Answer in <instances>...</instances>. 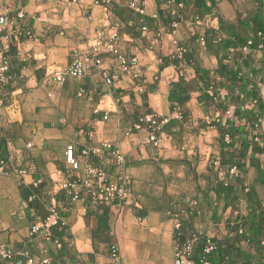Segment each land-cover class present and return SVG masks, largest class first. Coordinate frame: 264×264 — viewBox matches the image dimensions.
Masks as SVG:
<instances>
[{"label":"crops","instance_id":"obj_1","mask_svg":"<svg viewBox=\"0 0 264 264\" xmlns=\"http://www.w3.org/2000/svg\"><path fill=\"white\" fill-rule=\"evenodd\" d=\"M141 1L140 12L131 0H0L5 32L26 27L34 35L12 41L7 53L19 83L6 87L0 105V245L27 249L48 264H111L116 244L120 264H172L177 232L168 205L177 203L187 218L181 238H199L197 258L209 238L232 242L233 264L245 257L264 264V0ZM112 29L120 54L135 58L134 69L122 72L106 52L83 76L56 78L73 51ZM105 73L115 75L112 83H104ZM210 86L227 94L214 98ZM148 114L167 118L156 144L146 125L133 129ZM68 144L81 166L89 157L81 152L95 151L111 181L114 152L121 153L130 199L90 197L91 179L65 161ZM216 156L241 169L221 191L210 174ZM196 202L188 219L184 206ZM51 204L58 223L31 234Z\"/></svg>","mask_w":264,"mask_h":264},{"label":"built area","instance_id":"obj_2","mask_svg":"<svg viewBox=\"0 0 264 264\" xmlns=\"http://www.w3.org/2000/svg\"><path fill=\"white\" fill-rule=\"evenodd\" d=\"M141 0H131V7L142 11L140 8ZM107 9L106 5H104ZM8 19L5 15L0 14V105L4 103V97L7 94L6 87L12 84L18 85L17 77L11 73L7 53L11 41L19 42L21 38H33V33L26 27H17L10 32H5ZM145 29V27H143ZM119 33L117 29H112L109 34L103 31H97L92 44L88 45L82 51H73L70 62L67 67L60 73L56 74V78L61 80L65 75L72 77H81L85 74L88 64L99 66L101 64L102 53H111L119 61V67L122 72H129L136 66L135 58H128L120 54L117 42ZM186 49L180 48L183 53ZM104 83L110 84L114 81V74H104ZM208 94L214 98H223L227 93L224 89H214L213 86L208 88ZM167 122V118H159L153 114L142 115L133 125V129H140L146 125L149 135L148 140L156 144V133L160 130L162 123ZM226 144L229 143L228 135H225L224 140ZM110 145L106 144V148ZM95 151L83 150L81 152L84 156H89L88 161L81 166L80 161L75 155L74 146L68 144L65 148V161L69 169L74 172H82L89 179H91L92 186L89 187L88 194L90 197L99 201H106L108 199L116 198L119 202H125L130 199L131 179L124 171L126 165L125 157L119 153L114 152L115 165L118 169L117 177L111 181L108 177L106 164L103 162L97 163L92 158ZM5 165L3 159L0 158V169ZM211 171L217 172L222 178V183L227 185L231 178L237 176V168L235 165L224 167L220 163L219 156L210 160ZM25 173L24 170L19 171V174ZM79 175L78 177H80ZM70 183L65 182L62 188H69ZM76 197V195H73ZM59 216L55 204H51L47 208V212L43 217L34 220L30 225V233L37 234L39 232L47 233L51 226L58 223ZM186 218L182 215L174 214V229L176 230V238L173 241V263L172 264H210L208 255L215 250L214 243L205 238L202 241L200 253L198 258L194 251V242L198 240L195 233H191L188 238H181V227ZM60 246V243L57 244ZM111 264H120L119 249L116 244L110 247ZM19 256V257H17ZM48 258L37 259L29 250L21 249L14 250L13 248L0 245V264H48Z\"/></svg>","mask_w":264,"mask_h":264},{"label":"trees","instance_id":"obj_3","mask_svg":"<svg viewBox=\"0 0 264 264\" xmlns=\"http://www.w3.org/2000/svg\"><path fill=\"white\" fill-rule=\"evenodd\" d=\"M11 45H13V44H12V41L10 42L9 48L11 47ZM228 76H229L230 78H232V79H239V76H238L236 73H231V72H229V73H228ZM246 94H247V93H246ZM247 95H248V94H247ZM251 97H252L251 99L253 100L252 102H253L254 104H257V103H258V107L261 109L262 105H261V102H260V100H259V96H258V94L253 93V94L251 95ZM235 114L238 115L239 113L236 111ZM226 132H227L226 135H228V137H229V143H228V145H229L230 142H231V138H230V135H229V134H230V130H228V131H226ZM263 140H264V137H263ZM255 149H256V148H254V150H255ZM219 159H220V163H221V165L224 166V167L232 166V165H235V166H236L237 171H238L237 176L231 178L230 181H231V180H235V179H237V178L240 177V175H241V169H240V167H239V165H238L237 163L230 164V165H225V164H223V162H222V158L219 157ZM257 227H258V228H257ZM256 228L259 229L258 231H260L261 225H257ZM255 242H257V240H256ZM257 244H258V242H257ZM214 245H215V250L212 251V252L209 254L210 256L208 255V259H209V261H210V264H233V257H232V255H233V246H232V242H230V241H226V242L224 243V245H222V246L219 245V244H217V243H214ZM212 254H213V255L216 254V260H217V261H213V260H211V259H212V258H211ZM237 255L240 256V257L243 256L241 252H239ZM259 256H261L262 258H264V245H262V246L260 247ZM243 264H249V263H248V259H247V257L244 258V263H243Z\"/></svg>","mask_w":264,"mask_h":264},{"label":"rangeland","instance_id":"obj_4","mask_svg":"<svg viewBox=\"0 0 264 264\" xmlns=\"http://www.w3.org/2000/svg\"><path fill=\"white\" fill-rule=\"evenodd\" d=\"M263 137H264V132H263ZM210 170H211V167H210ZM210 174L212 175L211 177V179L213 180V182L215 183V185H216V187H217V189L218 190H220V186H223V187H227L228 186V184L227 185H224L223 183H222V178L223 177H221V176H219L218 175V173L217 172H214L213 170L210 172ZM230 182V181H229ZM131 185H132V182H131ZM213 189V188H212ZM211 189V190H212ZM214 191V190H213ZM221 191V190H220ZM130 193H131V190H130ZM211 198H213V197H211ZM204 201V200H203ZM214 202H216V200H213L212 201V203H214ZM176 204L177 203H173L172 205H168L169 206V208H168V211L171 213V214H178V215H180V211L176 208L177 206H176ZM198 206H199V204H198V202H196V203H192V204H189V205H187V206H184L185 208H184V211L186 212L185 213V215L187 214L188 215V219H189V217H190V214L192 213V214H194L197 210H198ZM175 207V208H174ZM183 216V215H182ZM183 217H185V216H183ZM186 220H187V218H186ZM264 263V262H263Z\"/></svg>","mask_w":264,"mask_h":264}]
</instances>
